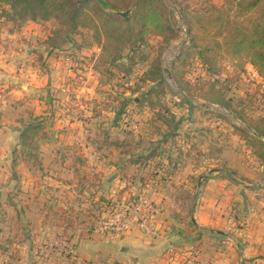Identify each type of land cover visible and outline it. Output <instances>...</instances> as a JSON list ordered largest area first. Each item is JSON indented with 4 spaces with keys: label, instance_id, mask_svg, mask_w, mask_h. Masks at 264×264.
<instances>
[{
    "label": "rangeland",
    "instance_id": "rangeland-1",
    "mask_svg": "<svg viewBox=\"0 0 264 264\" xmlns=\"http://www.w3.org/2000/svg\"><path fill=\"white\" fill-rule=\"evenodd\" d=\"M110 1L126 9L122 11L129 10L131 19L124 20V16L103 6L99 0H78L82 11L73 22L66 16L13 19L11 7L0 3L2 45L9 46L10 35L17 36L19 32L27 38L32 35L38 44L51 40L46 47L48 51L55 50L50 48L52 46L63 47V51L76 57L77 68L84 71V66L91 67L95 61L93 69L97 72L96 78L91 76L90 83L88 80L91 92L81 90L84 108L64 91L62 98L55 96L49 101L53 105L54 100L66 99L68 106L60 104V108L47 109L48 119L40 115L31 122L35 129L26 133L25 139L21 132L17 157L20 161L14 155V170L9 179L14 184L6 187L4 196L28 197L30 192L23 186L33 180L36 186L32 194L39 192L41 196L39 203L33 205L42 213L57 214L69 232L79 228L95 230L101 219H107L116 208L132 201L137 191H132L128 185L109 186L103 172L88 170L91 161L86 155L94 148L100 149V157L106 156L105 151L110 148L142 150L140 155H144L143 151L151 155L172 153L173 161L192 169L194 175L189 193L179 204L181 211L187 213L186 226L193 231L199 229L188 239L190 246L198 249L212 242L203 239L209 231H223L218 235L219 242L226 239L234 245L235 239L241 244L254 231L255 223L248 220V210L259 217L264 214V135L259 132L264 131V76L250 63L245 52L236 56L229 44L222 42L217 47L209 37L200 45L209 44L216 53L215 70L207 68L196 50L190 49L182 56L186 46L192 43V37L201 35L191 32L184 13L187 17L188 14L197 16L200 9L220 6L223 0H163L162 23L170 30L156 33L149 22L145 24L142 20L143 8H137L139 0ZM32 28L33 34L29 32ZM27 38H22L26 40L24 44L31 41ZM38 44L33 42L31 49ZM98 44L104 46L99 59L95 52ZM169 55H172L170 60ZM168 69L171 75L172 71L177 73L179 83L168 78ZM66 82L71 84L72 78L66 77ZM84 85L80 80L75 87ZM64 114H68L69 121L62 120L58 124ZM23 119L27 121L24 130L30 123L28 116ZM51 132L63 135L58 136L57 141L46 140ZM80 132L84 134L83 139L76 138V133ZM47 143L58 146L54 145L52 161L46 162L45 171L40 148ZM23 159L34 164V172ZM157 165H152L144 174L138 173L139 177L129 175L128 179L157 177ZM218 169L222 171L214 173ZM211 174L229 185L228 200L217 206L211 215L212 221L201 213L207 202L203 192ZM237 197L245 199L248 204L245 210L240 200H235ZM24 206L26 204L20 203L12 208L20 213L25 211ZM158 207L159 214L161 207ZM192 217L204 226L192 223ZM9 224L3 225L8 228ZM191 259L193 264H208L198 255ZM186 261L189 262L188 258Z\"/></svg>",
    "mask_w": 264,
    "mask_h": 264
},
{
    "label": "crops",
    "instance_id": "crops-1",
    "mask_svg": "<svg viewBox=\"0 0 264 264\" xmlns=\"http://www.w3.org/2000/svg\"><path fill=\"white\" fill-rule=\"evenodd\" d=\"M32 30L33 28L29 29V32L33 34ZM10 36L12 37L9 46L0 43V264H193L192 259H189L194 255H198L208 264H264V214L259 217L252 214L251 210H248V220L252 219L255 226L248 240L239 244L238 240L236 242L233 239L234 245L229 244L226 239L219 242L218 235H222L223 231H209L208 236H204L203 239L212 242L208 245L203 244L197 247L198 249L190 246L188 239L199 229L193 231L186 226L187 213L181 211L179 204L185 198V194L189 193L194 175L192 169L175 163L172 153L151 155L147 154L149 151H143L145 155L143 157L144 155L139 153L142 150L110 148L105 151L106 156L100 157V149L94 148L86 155L91 161L88 170L103 172L106 183L111 187L127 186L129 175L139 177L138 173L144 174L152 165L158 163L155 166L157 167L155 173H158L157 177L161 179L152 177L146 180L134 176L133 180L137 187L146 189L149 196L161 207L157 218L159 229L157 238L143 235L136 228L121 235L102 234L84 228L69 232L64 229L61 217L54 212L48 215L42 213L40 208L35 206L41 196L38 195L39 192L32 194L36 186L33 180L23 186V189L27 187L30 192L28 197L4 196L6 187L14 184L13 182L11 184L9 179L10 175L12 176V169L14 170V155L17 158L20 154L21 132L24 123L27 122L23 118L28 116L31 123L38 116L45 115L44 118L47 120V115L50 114L47 109L60 108V104L69 105L65 103L66 99L54 100L53 105L49 101L55 96L62 98L68 76L62 71L61 57L68 51L50 52L45 41L44 44H38L34 40L35 37L28 35L27 38L21 32L17 36ZM22 38L31 41L24 44L26 40ZM33 42L38 44L35 49H31L34 45L30 46ZM94 63L92 62L91 67H85L84 71L75 66L73 80L75 79L76 83L81 80L85 84L78 89L91 92L88 80L90 83L91 76L97 77V72L93 69ZM69 94L67 92V95ZM67 115L64 114L63 118L58 120V124L62 120L69 121L66 119ZM73 119L78 122L76 118ZM54 135L55 133L51 132L45 139L57 141L58 136L61 137L63 134H56L55 137ZM76 138L83 139L84 134L76 133ZM115 138L114 140L117 139ZM54 145L56 144L47 143L45 147L40 148V151H43L40 154L45 158L43 159L45 171L52 161ZM137 156L142 157L135 160ZM23 163H27L34 172L35 166L30 160L23 159ZM221 171L218 169L214 173ZM227 187L229 185L226 181L215 175L211 174L207 179L203 192V198L207 202L201 213L210 221L213 220L211 215L217 210V206L228 200ZM219 200L222 202H218ZM235 200H240L244 210L246 206L248 207L242 197ZM20 203L26 204L25 211L20 213L13 211L12 207L20 206ZM175 207H178L177 211ZM8 210H12V213ZM20 218L24 220V224ZM191 221L200 227L204 226L197 223L194 217ZM8 222L10 226L4 227L3 224ZM69 234L70 236H67ZM187 258L189 262L186 261Z\"/></svg>",
    "mask_w": 264,
    "mask_h": 264
},
{
    "label": "trees",
    "instance_id": "trees-1",
    "mask_svg": "<svg viewBox=\"0 0 264 264\" xmlns=\"http://www.w3.org/2000/svg\"><path fill=\"white\" fill-rule=\"evenodd\" d=\"M99 1L103 6L110 7L115 11L125 12L122 10H126L110 0ZM77 2L78 0H0V3L8 4L11 7L13 19L20 17L22 19L37 20L66 16L72 22L82 11L78 8ZM228 5L230 7H227ZM164 7L165 2L163 0H139L138 2L137 8H143L142 20L145 24L149 22L155 33L156 31L170 30V27L162 23L163 14L161 10ZM197 14V16L188 14V17L187 13L183 15L186 17L191 32H198L201 35L200 37L196 35L192 37V43L186 46L182 56L190 49L196 50L198 57L206 63L207 68L215 70L214 58L216 53L213 52V48L209 44L200 45L203 40L209 37L217 47H220L222 42L229 44L232 53L236 56L241 52H245L244 54L249 57L250 63L264 76V0H223L220 6L212 5L210 8L200 9ZM123 19L130 20L131 17L127 15ZM224 32L227 33L223 35ZM50 41H47L48 46ZM97 46L98 49L95 52L96 57L99 59L104 46L101 44ZM50 48L58 51L63 50V47L59 46ZM83 60L87 64L89 63L86 58H83ZM179 60H181V56L178 58ZM76 65L78 64L76 63ZM172 77L179 83V76L175 71H172ZM192 94L196 95L197 93L192 92ZM198 97L207 99L203 96ZM34 126V123H30L22 131L23 139H25L26 133H29L31 129H35ZM259 132L264 135L263 130H259Z\"/></svg>",
    "mask_w": 264,
    "mask_h": 264
},
{
    "label": "built area",
    "instance_id": "built-area-1",
    "mask_svg": "<svg viewBox=\"0 0 264 264\" xmlns=\"http://www.w3.org/2000/svg\"><path fill=\"white\" fill-rule=\"evenodd\" d=\"M61 62L63 71L68 77L72 78L76 66L74 55L69 52L62 54ZM74 80L72 78L71 84H66L63 90L70 93L74 102L76 101L79 106L83 107L82 91L75 87L76 82ZM74 83L75 85H72ZM135 128L137 129L136 125ZM126 184L132 188V191L136 189L137 193L133 194L135 196L133 197L134 199L115 210L113 209L114 211L111 213V216L104 220L101 219L99 225H96L95 230L102 234L121 235L136 228L143 235L155 238L159 233L157 214L160 208L152 197L149 196L146 189L136 187L133 179H128Z\"/></svg>",
    "mask_w": 264,
    "mask_h": 264
},
{
    "label": "water",
    "instance_id": "water-1",
    "mask_svg": "<svg viewBox=\"0 0 264 264\" xmlns=\"http://www.w3.org/2000/svg\"><path fill=\"white\" fill-rule=\"evenodd\" d=\"M128 12H129V10H127V11H125V12L117 11L116 13H118V14H120V15H122V16H127V15H128ZM167 73H168V78H169L170 80H173V77H172L171 72H170L169 69L167 70ZM198 185H199V186L201 185V180L199 181V184H198ZM218 232H220V231H218Z\"/></svg>",
    "mask_w": 264,
    "mask_h": 264
},
{
    "label": "bare ground",
    "instance_id": "bare-ground-1",
    "mask_svg": "<svg viewBox=\"0 0 264 264\" xmlns=\"http://www.w3.org/2000/svg\"><path fill=\"white\" fill-rule=\"evenodd\" d=\"M171 58H172V55H169V56H168V60H170Z\"/></svg>",
    "mask_w": 264,
    "mask_h": 264
}]
</instances>
